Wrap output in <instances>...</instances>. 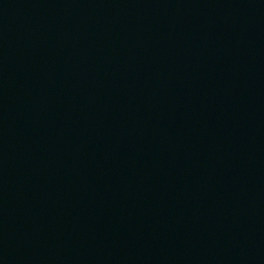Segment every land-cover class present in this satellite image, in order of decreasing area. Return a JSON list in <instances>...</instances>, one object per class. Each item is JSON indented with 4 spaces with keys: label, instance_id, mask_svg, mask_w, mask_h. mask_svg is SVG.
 I'll use <instances>...</instances> for the list:
<instances>
[{
    "label": "water",
    "instance_id": "obj_1",
    "mask_svg": "<svg viewBox=\"0 0 264 264\" xmlns=\"http://www.w3.org/2000/svg\"><path fill=\"white\" fill-rule=\"evenodd\" d=\"M0 264H264V0H0Z\"/></svg>",
    "mask_w": 264,
    "mask_h": 264
}]
</instances>
